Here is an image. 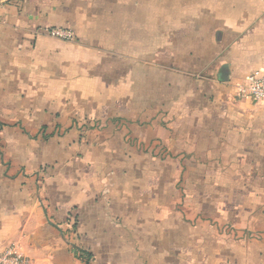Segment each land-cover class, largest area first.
Listing matches in <instances>:
<instances>
[{
	"label": "crops",
	"instance_id": "0c3cea01",
	"mask_svg": "<svg viewBox=\"0 0 264 264\" xmlns=\"http://www.w3.org/2000/svg\"><path fill=\"white\" fill-rule=\"evenodd\" d=\"M255 71L264 0H0V255L264 264Z\"/></svg>",
	"mask_w": 264,
	"mask_h": 264
},
{
	"label": "built area",
	"instance_id": "2783aa9c",
	"mask_svg": "<svg viewBox=\"0 0 264 264\" xmlns=\"http://www.w3.org/2000/svg\"><path fill=\"white\" fill-rule=\"evenodd\" d=\"M48 36L62 41H71V32L58 28L46 30ZM238 96L254 103H264V72L255 71L249 74L245 82L238 86ZM0 264H30L15 248L10 247L0 255Z\"/></svg>",
	"mask_w": 264,
	"mask_h": 264
},
{
	"label": "rangeland",
	"instance_id": "374dc122",
	"mask_svg": "<svg viewBox=\"0 0 264 264\" xmlns=\"http://www.w3.org/2000/svg\"><path fill=\"white\" fill-rule=\"evenodd\" d=\"M225 196V195H224ZM220 230V232L226 234V235H230L232 233V231L234 230L231 226H229L228 224H225L223 226H219L218 228ZM233 229V230H232ZM29 263L31 264V261L29 260L28 257H25Z\"/></svg>",
	"mask_w": 264,
	"mask_h": 264
}]
</instances>
